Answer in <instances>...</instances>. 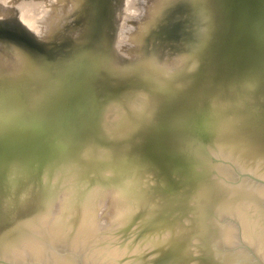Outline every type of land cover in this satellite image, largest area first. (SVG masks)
I'll list each match as a JSON object with an SVG mask.
<instances>
[{
  "label": "water",
  "instance_id": "1",
  "mask_svg": "<svg viewBox=\"0 0 264 264\" xmlns=\"http://www.w3.org/2000/svg\"><path fill=\"white\" fill-rule=\"evenodd\" d=\"M0 264H264V0H0Z\"/></svg>",
  "mask_w": 264,
  "mask_h": 264
}]
</instances>
